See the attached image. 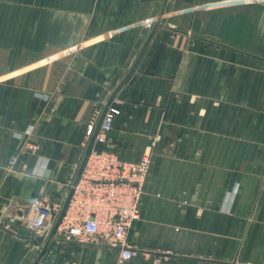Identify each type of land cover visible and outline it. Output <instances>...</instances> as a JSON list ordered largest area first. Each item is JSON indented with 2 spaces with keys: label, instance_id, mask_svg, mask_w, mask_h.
<instances>
[{
  "label": "crops",
  "instance_id": "1",
  "mask_svg": "<svg viewBox=\"0 0 264 264\" xmlns=\"http://www.w3.org/2000/svg\"><path fill=\"white\" fill-rule=\"evenodd\" d=\"M113 98L91 149L150 156L138 253L53 235L39 262L264 264V0H0V264L35 262L50 233L9 224L63 208Z\"/></svg>",
  "mask_w": 264,
  "mask_h": 264
},
{
  "label": "built area",
  "instance_id": "2",
  "mask_svg": "<svg viewBox=\"0 0 264 264\" xmlns=\"http://www.w3.org/2000/svg\"><path fill=\"white\" fill-rule=\"evenodd\" d=\"M119 105L114 98L107 104L94 138L96 143L107 141L113 122L120 114ZM93 132V127L89 126L86 136L90 138ZM149 164V154H144L137 162H125L108 151L91 149L71 186L72 194L54 236L58 240L113 250L120 261L135 257L137 253L127 236L132 224L140 217V199ZM61 210L40 198L34 200L29 208L30 216L34 218L27 220L25 226L34 234L47 236ZM38 264L55 263L40 261Z\"/></svg>",
  "mask_w": 264,
  "mask_h": 264
},
{
  "label": "water",
  "instance_id": "3",
  "mask_svg": "<svg viewBox=\"0 0 264 264\" xmlns=\"http://www.w3.org/2000/svg\"><path fill=\"white\" fill-rule=\"evenodd\" d=\"M105 109H106V108H105ZM104 111H105V110H104ZM103 113H104V112H103ZM102 116H103V114H102ZM101 119H102V117H101ZM101 119H100L98 125L96 126V128H95V130H94V132H93V135L91 136V140H90L89 146H88V148H87V151H86V154H85V157H84L83 163L81 164V166H80V168H79V170H78V173H77V176H76V178H75V180H74V182H73V185L75 184V182H76V180H77V178H78V176H79V174H80V172H81V170H82V167H83V165H84L85 159H86L87 155H88L89 152H90L91 145H92V143L94 142V138H95L96 132H97V130H98V128H99V125H100ZM71 194H72V188L70 189V192H69L68 197H67V199H66V201H65V203H64V206H63V208H62V210H61V212H60V215L58 216V218H57V220H56V222H55V224H54V226H53V228H52V230H51V232H50V234H49V238H48L47 242H46L45 245L43 246V249L41 250L39 256L37 257V259L35 260V262H34L33 264H38L39 260H40L41 257L44 255V253H45V251H46V248H47V245H48V243H49L51 237L54 235V232H55V230H56V228H57V226H58V224H59V221H60L61 217L63 216V213H64V211H65V209H66V207H67V204H68V201H69V199H70ZM18 217L21 218L22 215L19 214ZM9 225H10V227H12V228L15 230L14 232H15V234H16L18 237L23 238V239L30 240V241H32V242H37V241H39V237H38V236H35L34 233H33V231H31V230H29V229H27V228L21 226V223H20L18 220H14V221L10 222Z\"/></svg>",
  "mask_w": 264,
  "mask_h": 264
},
{
  "label": "rangeland",
  "instance_id": "4",
  "mask_svg": "<svg viewBox=\"0 0 264 264\" xmlns=\"http://www.w3.org/2000/svg\"><path fill=\"white\" fill-rule=\"evenodd\" d=\"M135 251H136V250H135ZM136 253H138V251H136ZM136 255H137V254H136ZM136 255H135V256H136Z\"/></svg>",
  "mask_w": 264,
  "mask_h": 264
}]
</instances>
